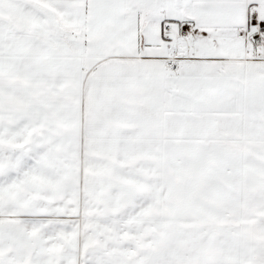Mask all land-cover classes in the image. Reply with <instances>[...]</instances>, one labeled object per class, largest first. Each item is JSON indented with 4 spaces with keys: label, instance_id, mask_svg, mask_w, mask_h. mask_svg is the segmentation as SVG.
Listing matches in <instances>:
<instances>
[{
    "label": "snow or ice",
    "instance_id": "obj_1",
    "mask_svg": "<svg viewBox=\"0 0 264 264\" xmlns=\"http://www.w3.org/2000/svg\"><path fill=\"white\" fill-rule=\"evenodd\" d=\"M0 264H264V0H0Z\"/></svg>",
    "mask_w": 264,
    "mask_h": 264
}]
</instances>
